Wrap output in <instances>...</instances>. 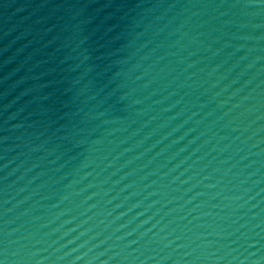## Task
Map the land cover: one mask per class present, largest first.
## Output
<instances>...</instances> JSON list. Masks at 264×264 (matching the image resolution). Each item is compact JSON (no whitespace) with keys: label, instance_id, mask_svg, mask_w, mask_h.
<instances>
[{"label":"water","instance_id":"water-1","mask_svg":"<svg viewBox=\"0 0 264 264\" xmlns=\"http://www.w3.org/2000/svg\"><path fill=\"white\" fill-rule=\"evenodd\" d=\"M4 264H264L262 0H0Z\"/></svg>","mask_w":264,"mask_h":264},{"label":"snow or ice","instance_id":"snow-or-ice-1","mask_svg":"<svg viewBox=\"0 0 264 264\" xmlns=\"http://www.w3.org/2000/svg\"><path fill=\"white\" fill-rule=\"evenodd\" d=\"M262 2H264V0H262ZM0 264H4V261L3 260H0Z\"/></svg>","mask_w":264,"mask_h":264}]
</instances>
